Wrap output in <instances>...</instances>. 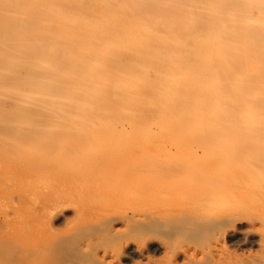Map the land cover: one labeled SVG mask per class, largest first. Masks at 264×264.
<instances>
[{"label": "bare ground", "instance_id": "obj_1", "mask_svg": "<svg viewBox=\"0 0 264 264\" xmlns=\"http://www.w3.org/2000/svg\"><path fill=\"white\" fill-rule=\"evenodd\" d=\"M88 1L0 0V92L5 88H8L10 92V89L15 85L18 89L14 92V97L11 96V93H7L8 90L7 92L2 91L7 93V97L5 94L3 96L4 101L11 99L9 101L15 106L18 105L21 109L26 107L24 109L28 110L30 115H32V112L29 111L30 108H33L34 111L35 108H37L36 111L38 109H50L47 112H42L45 114L44 117L40 115V118H38L40 122H43L44 119L54 122L67 120V123H69V120H74L76 125L81 123L80 120L85 119L87 122L82 121L81 125L84 124L87 129L93 124L91 123L89 126L88 121L94 120L97 124L103 122L106 124L114 123L115 126L117 125L114 130L119 131L118 129H120V132L123 129L125 131V124L128 126L129 123H133V125L146 123L150 124V128L148 127L150 132L148 131V133L151 137L159 133L166 136L192 137V139L195 137L205 141L206 139L221 140L223 143L220 142L219 147L231 146L238 151V154L235 153L231 156L228 154L230 156L228 158L224 155L214 157L210 154L208 160H203L205 156L207 158V152L204 155H199L198 153L190 154V151L189 154L186 153L185 155L183 152L180 154L177 152L155 153L150 151L143 161L139 160L138 153H132L134 157L132 155L128 157L130 160L126 159L127 157L124 159L125 155H123L114 162L98 161L88 169H81L75 176L70 178L73 182L71 185H69L70 181H66L67 177L66 180L64 179L65 176L60 180L58 179L61 186H66L69 183L67 186H70V189L72 186V191L73 187L76 188L77 185L82 189L79 188L77 192L75 190L76 193H70V191L66 193L62 190L54 193L51 190L49 192H53L57 198L41 200L36 211L45 222V219L50 220L53 218L55 220L64 211H69V208H71L73 216L69 217L67 221L65 220L63 224L68 222L69 225L74 222L78 230L84 231L83 228L88 226L89 230L91 226L95 230H91V232H95V236L91 240H86L88 242L86 248L97 250L101 245L113 243V249L104 250L103 257H100L102 260L98 259L97 264H116L120 261L138 262L139 260L149 259L148 256H150V262L156 260L153 259L156 257L164 258V264H232L231 254L224 248L223 240H228L230 243H244L248 238L242 236L243 234L236 229L237 223L254 216L259 217L262 215L261 218H264L263 204L260 203L261 205L252 208L246 206V201L244 202L245 199L264 198V0H126L127 2L124 0L127 6L129 1L133 9H140V11L150 9V36L147 34L150 38L148 39L150 41L147 42L150 43V51L144 49L143 44L132 42V47L128 46L132 48L133 53L129 52L123 44L125 42L100 41L101 36L103 39L104 34L95 35L97 38L95 40L94 38L93 40L90 38L91 40H77L76 42L68 40L67 43L66 41L60 43L58 40L56 42L55 37L51 39L53 41L45 39L52 38V33L51 36H42L41 33L39 36L31 32V35H34L32 37L36 36L35 39L27 34L26 27H24L26 21L30 27L32 22H37V19H48L49 23L53 19L50 20L51 17L56 20L59 19L56 17L59 13L55 16V13L49 11V9L53 10L55 6L61 5L65 9L80 8L82 10L78 12H82L83 9H87ZM121 1L123 2V0ZM123 8L125 10V7ZM36 9H46L48 11L44 10L46 13L43 11V14ZM76 9L74 12L77 13ZM103 10L105 11L106 8H103ZM107 11L102 12V14H106ZM86 12V10L85 13L83 11L84 15ZM76 13L74 15H78ZM141 13L142 15L147 14L145 11L144 14ZM100 15L99 19L101 21L97 20L96 22L100 21L102 24L103 18ZM114 15H117V13ZM142 15L140 17H143ZM103 17L106 18L109 15ZM93 22L92 20L91 24ZM62 23L65 25L66 22ZM74 23L72 25L66 23L65 26L70 25V27H74L73 29L79 28L77 26L81 22L76 23L77 26ZM86 24L88 23L86 22ZM97 25L100 29V24ZM102 25L105 32L106 24ZM39 28L41 29V27ZM69 28L67 29L70 30L71 28ZM111 29H114V27ZM91 30L96 31L97 29L91 28ZM76 31L77 29L73 30V32ZM80 35L79 37H81ZM147 35L145 36L147 37ZM61 36L63 39V34ZM106 36L104 38L109 37ZM64 38L67 37L64 36ZM127 38L129 37L127 36ZM142 43L145 44L143 41ZM61 74L65 75L66 78L62 77L63 79L57 80L60 79ZM25 76L27 78L28 76L42 77L43 79H39L38 83L33 84L35 87L31 86V89L23 81ZM18 77H23V80L19 81ZM28 81L29 79H27ZM3 93L0 94L3 95ZM8 95L11 98H8ZM3 106L5 108V105ZM3 106L0 105L1 110ZM6 108L7 110L12 109L9 106ZM6 108L4 109L5 112L2 111V113H6ZM16 110L18 111L14 108L10 112L16 114ZM21 111H18L17 114L23 113ZM2 113L0 117L3 118ZM24 114L22 116H25ZM10 116L9 114V118H7L5 115L4 121L6 123L7 121L9 123L13 121H9ZM21 118L22 120H28L29 116L28 118L26 116ZM29 119L31 120V117ZM78 120L79 122H76ZM31 121V124H33V117ZM19 122L24 121L21 122L20 120ZM105 123H103L104 126ZM3 124L4 127L7 126L5 122ZM15 124L11 127H15ZM43 125L41 123V126ZM20 126L23 125L20 124ZM129 126L133 127L132 125ZM51 127L54 128V125H51ZM62 127L60 126L58 129H64ZM136 127L138 129L139 125ZM39 128L29 125L27 129L25 128V134L32 133L34 136L31 134V139L33 141L37 140L33 137L41 135L39 133L36 136ZM106 128L109 129L110 134H114L111 131L113 129L112 125L110 128V124H107ZM5 129L2 128L0 133H2L1 131L8 132ZM55 129L50 131L54 132ZM104 129L102 128V131ZM108 129L107 132L109 133ZM139 129H142V126ZM42 130L44 131V129ZM66 130L64 129V131ZM93 130L95 133V128ZM21 131L16 132V134L13 132L14 138ZM64 131L63 134H66ZM82 131H79V128L75 130V132L84 134L85 130ZM126 131L130 134L127 129ZM129 131L131 136L135 130L132 131L129 128ZM140 131H135V133L137 132L136 134L139 135L144 129ZM44 132L47 134L46 131ZM60 133L62 132H55L52 134L51 139H55ZM68 133L71 134L73 131ZM148 133L143 134L148 136ZM13 134H10L11 137ZM69 134H66V136ZM17 140L11 142L12 144L14 141L16 142H14L16 147L13 145V149L18 148ZM22 140L21 142H23ZM226 140L237 142L227 144L224 142ZM3 141L0 148L5 147V150L7 146L5 143L7 142L3 143ZM5 141L9 143V140ZM37 142L39 141L37 140ZM37 142L34 141V144ZM41 142L42 144L45 142L46 147L44 145L40 146ZM41 142L34 148L40 146V149L42 147L41 150L45 148L43 151H47L46 141L41 140ZM27 143L31 144L32 142L28 140ZM27 143L21 145L24 146ZM30 144L28 146L33 148L34 145ZM252 149H260L261 151H259V154H255L257 157L253 160H248V157V159L244 158L243 155L245 154L243 153ZM31 150H29V153H36ZM41 150L40 153L43 152ZM25 151L27 153V149ZM226 153H229V149ZM25 155L24 153L23 156L25 157ZM33 157L35 159V155ZM131 158L133 159L131 160ZM63 160L65 161V159ZM37 166L39 167V165ZM74 184L76 186H73ZM235 202H238L239 205H235ZM258 203L256 202L255 205ZM51 209L58 212L54 217L49 214ZM120 210L124 215L120 214ZM117 213L119 216H117ZM22 216L25 218V215ZM201 220L204 223L209 221L218 223L221 228L222 226L225 227L210 241L208 240L209 243L207 242L208 244L203 247L197 245L182 246V248H180V245L171 246L172 243L169 245L163 244L164 242L160 243L156 240L157 235H155L156 237L151 235L153 231H159L162 228L168 230L178 223L186 222L187 224L184 223L186 226L188 223L193 222L200 224ZM119 223L122 227H118ZM261 223L264 224V220H261ZM40 225L42 229L37 226L38 231H36L38 242L41 245L49 246L54 234L52 227L49 228L44 223ZM56 226L58 227V225ZM185 226L180 230L178 228V230L183 233V229L187 227ZM194 226L190 225L189 230ZM149 228L150 239L145 240L143 245L141 243H122L118 240L123 236L122 233L134 231L146 233ZM167 230L165 233L169 232ZM178 230L176 234L180 233ZM88 231L86 234H89ZM90 235L92 237V233ZM119 235L120 237H118ZM131 237H133L132 234ZM86 241H83L84 247ZM78 247L79 252L86 249L84 247V249H80L81 246ZM41 251H38L39 255ZM70 252L72 253V251ZM64 253L62 252L63 255ZM32 254L35 253L32 252ZM38 258L40 257L38 256Z\"/></svg>", "mask_w": 264, "mask_h": 264}, {"label": "rangeland", "instance_id": "obj_2", "mask_svg": "<svg viewBox=\"0 0 264 264\" xmlns=\"http://www.w3.org/2000/svg\"><path fill=\"white\" fill-rule=\"evenodd\" d=\"M112 2H111V0H93V1L90 0V1H88L87 5H86L87 9H85V10L87 12H89V13L86 12V14H85L86 17L84 15V13H85L84 9H83V11H84V13H83V11L82 12H78V11L82 10L80 8L76 9V8L71 7L70 9H65L64 7L62 8L61 5L60 6L58 5V6H55V7H56V9L58 8L59 10H56L55 7H54L53 10L49 9V11H51V12L53 11V13H55V16L59 13L56 16V17L59 18V19L57 18L58 20H56L54 17H51L49 19L50 20L52 18L53 19H52V21H50L48 23V21H49L48 19H44L43 18L44 19V20L42 19L43 21L41 19H37V22H32L31 23L32 24L31 27L29 26V24L26 21V23L24 24V27H26L25 30H26L27 34L31 35V32H32L33 34L36 33L35 35H39L40 33H41L40 35H42V36L43 35L44 36L45 35H49V36L52 35V38L50 37V39L49 38H45V39H48L50 41L51 39H53L55 37L54 40H56V42L58 40V41H60V43H65V41L67 43V42H69L68 40H70V42H76L77 40H91V39L93 40V38L95 40V39H97L95 37V35L99 36V35H102V34L105 35V33H107L106 35L109 36L108 34L112 33L110 35L111 37L109 36L110 38L107 37L106 35L105 36L107 38H104L105 36L103 35V39H102V36H101L100 41L104 40V42H112V41L125 42L123 44H124V46L126 47V49L129 52H132L131 51V49H132L131 48L132 47L131 43L132 42H139L141 45L142 44L144 45V46L142 45L143 48L145 47L144 49H148L150 51V45H149L150 43H147V42L150 41V40H148V39H150V38H148L150 36V17H149L150 16V9H147V10L146 9H143V10L141 9L142 11H140V9H138L139 10L138 11L136 9H133L131 3L128 1L127 4H128V6L130 8L129 9L128 6L125 4V2H127L126 0H125V2H124V0H123V2L121 0H112ZM103 6H105V7H103ZM112 6H114V7H112ZM121 6L125 7V10ZM103 8L104 9L106 8L105 11H107V9H108L106 14H104V15L102 14V12L105 13ZM114 8H115V10H114ZM75 9L77 10V13H76V11L74 12ZM91 9H92V11H91ZM25 10H28V9H25ZM36 10H38V11H40V12H42L44 14V12H45L44 10H46V9H36ZM72 10H73L74 13L72 12ZM133 10H134V12H133ZM47 11L48 10H46V12ZM63 11L66 12V13H64ZM113 11H115L114 14L117 13L118 17H116L117 15L113 14ZM116 11H118V12H116ZM144 11L147 12V14L145 13L146 15L144 14ZM67 12L70 13V14H68ZM135 12H137V14H135ZM141 12H143L144 15H142ZM60 13H62V15H60ZM75 13L78 14V15H74ZM79 13H81L80 16H79ZM71 14H72V16H71ZM139 14H140V16L142 15L143 17H140ZM87 15L89 16V19H88ZM99 15H100L101 18H103L102 24H104V25L106 24L105 25V32L103 30L104 26L100 23L101 20L99 19ZM108 15H109L110 18L109 17H106V18L103 17V16H108ZM68 16H69V18H68ZM70 16H71V18H70ZM93 16H94V18H93ZM96 17H98V18L96 19ZM111 17H112V19H111ZM114 18H115L116 22H115ZM72 19H74V21H77V22L74 23V21H72ZM85 20H86V22L88 24H86ZM92 20L94 21L93 24H91ZM97 20H100V21H98L99 23L96 22ZM107 20L109 21L108 24H110V25L107 24V22H108ZM40 21H42V22L39 23ZM61 21L62 22H66V23L71 24V25L73 23L76 25V23H78L79 21L81 23L79 24V26L76 25L79 28H75V29H77V31L73 32V30H75V29H73L74 27H70V25H68V24H67L68 27H66L65 26L66 23L64 25ZM111 21H112V23H110ZM46 23H48V24H46ZM118 23H120V24L118 25ZM81 24L84 25V26L82 25V28H81ZM97 24H100V26H101L100 29H98L99 25H97ZM140 24H141V26H140ZM37 25L39 27H41V29ZM50 25H52V26H50ZM91 25H92V27H91ZM94 26H95V28H94ZM110 26H111V28L114 27V29H111ZM29 27L31 28V30L29 29ZM83 27H84V30H83ZM88 27H89V29H88ZM90 27L92 29H97L98 32H97V30L96 31L95 30H91ZM106 27H108V28H106ZM67 28H69L70 30H68ZM116 28H117V30H116ZM107 29H108V32H107ZM118 30H120L119 33H118ZM140 30H141V32H140ZM142 31H143V33H142ZM77 32L82 33V34L80 35ZM113 32H114V34H113ZM74 33L76 35L78 34V36L73 35ZM131 33H132V35H130ZM33 34L31 35V38L35 39L36 36L32 37V36H34ZM61 34H63V39H62ZM91 34H93L92 37H91ZM120 34H122V35L120 36ZM126 34H128V35H126ZM144 34L145 35L148 34L149 36L147 35V37H146ZM79 35L81 37H79ZM64 36L67 37V38H64ZM127 36L129 38H127ZM137 36H138V38H137ZM36 39H38V38H36ZM64 39H67V40H64ZM106 39H108V40H106ZM128 40L129 41L131 40V41L129 42ZM51 41H53V40H51ZM98 41H99V38H98ZM142 41L145 42L146 45L144 43H142ZM126 42H127V44H126ZM128 45L131 46V47H129ZM144 51L146 53L148 52L147 50H144ZM62 77L66 78L65 75L61 74L60 75V79H57V80L63 79ZM22 78L18 77L17 79H19V81H21V80H23ZM26 78H27V76H25L23 81H25L26 85H29L30 88H31V86L34 88L35 85H33V84L38 83L37 81H39V79H41V80L43 79L42 77L28 76V78H27V79H29L28 82H30V83L32 82V84L30 85V83L27 82ZM34 80H36V81H34ZM13 87L10 89V92H9L8 88H5V89L1 90L0 93L7 92V90H8L7 93L8 94L11 93V96L14 97L15 96L14 92H16L18 89H17L16 85L13 86ZM15 88H16V90H15ZM7 93H3V95L0 94V96L2 95L0 97V98H2V99H0V103H1L0 105L1 106L5 105V108L9 106V108H12V109H10L11 111H13L14 108L18 109V111H20V110L23 111V109L26 108V107H24L23 109H21L20 106H18V105L15 106L14 104H12L9 101L11 99H9L8 101H4V97L3 96H4V94L6 96ZM9 96L10 95H8V98H11ZM3 103H5V104H3ZM6 104H9V105H6ZM1 108H0V112L1 113H2V111L5 112L4 106H3L2 110H1ZM36 109L37 108H35V111H34L33 108H30L29 111H30V113L32 112L31 113L32 115H30L28 110H25V109H24L25 112L24 111H23V113H21L22 111L20 112L21 114H17L18 113L17 110H16V114L14 112H13L14 113L13 114L12 112H10V110H7V108H6V113L5 114L2 113L3 114L2 115L3 118L0 117V120H1L0 121V128L1 129L0 130H2V128L5 129V127H6L5 130L8 131V132L1 131L2 133H0L1 134L0 135V140L3 141L4 137H5L4 138L5 140H9V143H8V141H5V140L3 141V143L7 142V143H5L7 145L6 149L8 148L7 150L6 149L4 150L5 147L0 148V226H2V227H0V246H2V247H0V249H1L0 250V264H36V263L37 264H39V263H41V264H97V260L98 259L102 260V258H100V257H103L104 250H107V249L112 250L113 249L114 245L112 247L113 243L110 244L111 242H108L110 245H107V244L104 243L105 245H101L102 247L100 246L99 249L97 248V250L96 249L94 250L93 248H90V249L86 248V246L88 244V242L86 240L87 239L91 240L95 236V232H93L95 230L92 228V226L90 227L91 228L90 230L88 229L89 226L87 228H83L84 231L81 230V229L78 230V228L75 226L74 222L69 224L71 226L68 225V222L66 224H63V223H65V220L67 221V219L69 217L71 218V216H73L72 215L73 214V212H72L73 210L71 208H69V211L68 210L64 211L61 215H59L57 218H55V220L53 218L50 219V220H46L45 219V222H44V220H42V218L39 216L38 212L36 211L38 209V206H39L41 200L53 199V197L57 198L54 193H56V191H58V190H62L63 192H66V193H69V191H70V193H76L77 190L79 191L80 187L76 184L75 181H74V183L77 186L75 184L73 185V186H76V188L73 187L74 188L73 191L71 190L72 186H71V189L69 188L70 186L69 187L67 186L69 183H70L69 185L73 184V182L71 181L70 178L75 176V174H77V172H79L81 169L90 168L95 162H98V161L114 162V161L118 160V158L120 156H123V155H125V157H123L124 159L127 157L126 159L130 160V158H128V157H131V155H132V157H134L133 154H135V153H138V155L140 156V157L138 156V158H140L139 160L143 161V159L146 158V156H147L146 154H149L150 151L151 152L153 151L155 153L156 152H159V153H164V152H172V153H174V152H177V153H180V154H182V152H183L185 155H186V153L189 154L188 152H190V151H191L190 154L198 153L199 155L200 154L204 155V153L207 152L206 155H208V156H207V158L205 156L203 158V160H205V159L208 160L209 159L208 157H210V154L213 155L214 157H217L219 155H224V156H226V158L230 157L231 155H233L235 153L238 154V151H236V149H234L231 146H224L222 148L219 147L218 144L220 142L223 143V141H221V140L215 141V140L206 139V141H205V140H202V139L200 140V139L195 138V137H193V139H192V137H187L186 138V136H185V138H184V137H179V136L177 137V136H174V135L173 136L172 135H167L168 136L167 137L165 134H164L165 135L164 136L163 134H159V133L157 134V135H159L158 137H157V135L156 136L152 135V137H151L150 133H148V131H149L148 127L150 128V126H149L150 124H146V123H141V125L138 124L139 127L142 126V129H139V127L137 129L136 126H138V125L137 124L133 125V123H131V124L129 123V125H132L133 127H136L135 129H132L133 127H131L129 125L126 126L127 124H125V127H126V129L128 130V132L130 134H131V132L129 131V128H131L132 131L135 130L137 132L139 130L142 131L144 129V131H142V132L140 131L141 134L147 132L149 137L147 136V134H143V136H141V134L139 133V135H138V134H136L137 132L135 133V131H133L134 133L132 132V135L130 136V134L127 133L126 129H125L126 132L123 131L124 129L121 130V132H120V129H118L119 131H115L114 127H116L117 125L115 126L114 123H107V124H110V128H111V125H112V128H113V129H111V131L114 132V134L113 133L110 134L109 129L106 128L107 124L105 122H103V123L106 124L104 126L103 123L102 124L101 123L97 124V122H95L94 120L93 121L95 122L96 125L94 124L93 121H88L89 123H87V124L89 126H90L91 123H93V124L90 126L91 128L87 127V129H86V126L84 124L81 125V123H83L84 121H85V123L87 122V120H85V119L80 120L81 123H79V124L77 123L76 124L77 126L75 125V121L74 120L73 121L69 120V123H67L66 122L67 120H64V122H62V121L61 122H54V121H49V120H45V119L43 120L42 119L43 122H40L38 120V118H40V115H41V117H42V115L44 117V114H45V113H42V112L43 111L47 112L50 109H38L37 111H36ZM9 114L11 115L9 121H11V120L14 121L16 118L18 119V121H16L17 120L16 119L15 120L16 122L15 121L14 122L11 121L9 123L7 121V123H6V121H4L5 115L7 116V118H9ZM22 114H24L27 118H28V116H29V118L31 117V120H32V117H33V122L34 123L31 124L32 121L29 118H28V120H25V119L22 120L21 117H23V118L25 117V116H22ZM27 114H29V115L27 116ZM6 120H8V119H6ZM20 120H21V122L24 121L25 123L24 122L20 123L19 122ZM35 120H36V122H35ZM3 121L5 122V125H7V126L8 125L10 126L11 123H13V124L16 123L14 125L15 127H13V128L11 127L13 124L10 126V128H9V126L8 127L7 126L4 127V124H3L4 122ZM76 122H79V120L76 121ZM41 123L44 124V125L41 126ZM64 123H66V124H64ZM18 124L19 125L21 124L23 126L19 127ZM29 125L31 127L34 126L35 128H37V127L39 128L40 127L38 129V132H37L36 136L39 135V133L41 135H39L38 137H33L34 139L36 138L39 141V142H37V140H34L35 142H37L35 144H34V141L31 139V137L34 136V135L32 133H27L28 136H26L27 134H25L26 133L25 132V128L27 129V126H29ZM51 125H54V128H52L53 126L51 127ZM74 125H75V128L78 127L79 131H81V132H83L82 130H85L84 134H82L81 132H80L81 134L79 132H75V130H77L78 128L75 129L73 127ZM98 125H101L100 126L101 129H100V127H97ZM102 125H103V127H102ZM60 126L61 127L63 126L62 128L67 129V130L64 131V129H62V130L58 129V128H60ZM71 126H72L73 130H72ZM18 127H19V131H18ZM118 127H120V126L118 125ZM14 128H17V129H14ZM55 128H57V129H55ZM93 128H95V131H96L95 133H94ZM102 128H105L106 130L104 129L102 131ZM42 129H44V131H46L47 134L48 133H50V134L47 135ZM47 129H48L49 132L47 131ZM54 129H55L54 132L50 131V130H54ZM107 129H108L109 133L107 132ZM12 130H15V131H12ZM20 131H21V133L20 134L17 133V136H15V138H14V134H16V132H20ZM58 131L62 132V133H60V135H58L55 139H51L52 134H54L55 132H58ZM63 131L66 134H69L68 132H72V131H73V133H71V134L66 136V134H63ZM90 131H92L93 133L90 132ZM99 131L101 133H98ZM13 132H15V133L13 134ZM86 132H88L87 135H85ZM115 132H116L117 135L115 134ZM11 133L13 134L12 137L10 135ZM2 134L3 135L5 134V136L3 137ZM31 134H32V136H31ZM133 134H135V135H133ZM144 135H145V137H144ZM48 136H49V138H48ZM160 136H161V138H160ZM16 137H18L20 139L17 138L18 139L17 140ZM45 137H47L46 140H45ZM196 139H198V140H196ZM12 140H17V147L18 148H16V149L14 148L15 150L13 149V147L15 146L14 145L15 141L12 144L11 143ZM21 140L23 142H21ZM28 140H29V142H32L33 144L32 143L31 144L27 143ZM41 140L42 141L43 140L46 141V145H47L46 149H47V151L46 150L43 151L45 148H43V150H41L42 147L40 149V146L44 145V147H46L45 146V142L42 144ZM2 141H0V145H2ZM40 142H41V145L38 148H34V147H37V145H39ZM224 142L227 143V144H230V142L231 143H235L237 141L226 140ZM23 143H27V144H24L25 147L21 145ZM5 144H3V145L5 146ZM28 144H30L32 146L34 145L33 148H31V146L29 147ZM202 144L203 145L205 144V145L203 146ZM9 145H10V147H9ZM49 145H51L52 148ZM30 148L33 149L36 153L38 152L39 154H36V153L32 154L33 152L29 153L30 152L29 150H31ZM25 149H27L28 155H27L26 151L24 152ZM35 149H38V150L40 149L44 153L43 152L40 153V150L38 151V150H35ZM67 149H68V151H67ZM228 149H229V153H226L228 151ZM231 149H233V150H231ZM33 150H31V151H33ZM8 151H10V152H8ZM259 151H261V150L260 149H252V150H247L244 153H243V150L241 152L243 154H245V155H243L244 158L248 157L249 158V159L247 158L248 160H253L254 158L257 157V155L255 156V154H259ZM24 153L26 154L25 157L23 156ZM81 154H83V155H81ZM144 154H145V156H144ZM34 155H35V159L33 157ZM240 155H242V154H240ZM63 159H65V161ZM132 159L133 158H131V160ZM128 164H129V161H128ZM37 165H39L40 168ZM43 165H45L46 168ZM64 176H65V178H64L65 180H66V177H67L66 181H70L66 185L67 188H66L65 185L61 186L60 182H58V179L60 180V178H62ZM63 187H65V189H63ZM56 188H58V189L56 190ZM80 189H82V188H80ZM51 190L54 193L53 192H49ZM75 190H76V192H75ZM52 194H53V196L51 197ZM244 202L246 203V206L254 208V207H256L258 205H261V204L264 205V203H263L264 202V198H261V199L252 198V199H247V200L245 199ZM256 202L257 203L259 202V203L257 205H255ZM234 204L235 205L236 204L239 205L238 202H235ZM210 210H213V209H210ZM123 211H125V210H123ZM19 212H20V214H19ZM12 213H14V214H12ZM21 213H22V215H25V218L21 215ZM11 214H12V216H10ZM120 214L124 215V213L122 214L121 210H120ZM117 216H119V214ZM254 217L246 218L242 222H238L237 223L236 229H238L239 232L243 234L242 236L248 238V240H246L244 243H230L228 240H223L224 244H225L224 248L231 254L230 258L233 261L232 264H264V224L261 223V220H264V218H261L262 215L259 216L260 218L258 216H254ZM263 217H264V214H263ZM255 220H256V222H255ZM50 222H51V224H50ZM258 222H260V223H258ZM42 223H44L49 228L52 227V230L54 232V234L52 235L53 238L50 240L51 241V243L49 245L50 248H49V246L41 245L38 242V233L36 231H38V228L42 229L41 225H40ZM184 223L187 224L186 222L178 223L177 225H179V227H177V225H176V226L172 227L173 229L169 228L170 230L169 229L168 230L167 229H163L161 227L162 229H160V230H162L163 233H162V231L159 230V231H153L154 233L151 232V235L154 236V237H156L155 235H157V237H156L157 239L156 238L155 239L158 240V242H160V243L164 242L163 244H167V245L172 243L171 246L180 245V248H182V246L183 247H187V246H196L197 245L199 247H201V246L203 247L204 245L208 244L209 241L214 236L219 234L223 230V228H225L224 226H222V228H221V225L218 224V223L210 222V221L204 223V221L201 220L200 224L199 223L197 224L196 222H193V223H196V224L188 223V225H186L188 227V229H187V227L185 226ZM56 225H58L59 228ZM63 225H65V226H63ZM183 225L186 227L185 229H187V230L183 229V233H182V231H179V230L182 229V227H184ZM190 225H192V226L195 225L196 226V227L194 226L195 228L192 227L193 231H192V228H190V230H189ZM208 225H209V227H208ZM37 226H38V228H37ZM53 227H54V229H53ZM118 227H122L120 225V223L118 224ZM178 228H179V230H178ZM194 229H196V230H194ZM85 230H87L89 232V234H86L87 231L85 232ZM91 230H93V231L91 232ZM122 230H124V229L122 228ZM166 230L169 231V232L165 233ZM171 230H173V231H171ZM177 230L180 233L176 234ZM155 232H157V233H155ZM90 233H92V237H91ZM124 234H125V236H124ZM124 234L122 233L123 236L121 235L122 237H124L123 239H121L122 237L118 238V240L121 241L122 243H126V242H130L132 244L141 243L143 245L145 243V240L150 239V228H149V231H147L146 233L141 232V231H134V232H128V233L125 232ZM131 234H132L133 237H131ZM133 234H135V235H133ZM20 237H21V239H20ZM118 237H120V235ZM59 240L62 241V242L64 241V243H62V242L60 243ZM70 240H72V241L70 242ZM84 240L87 242V243H85V247H84V243H83ZM180 240H181V242H180ZM77 241H79V242H77ZM81 243H83V244H81ZM180 243H182V244H180ZM52 244H54V245H52ZM78 246H81L80 249L86 248V249L83 250V251H85V253H83V251L79 252L78 251L79 250ZM40 250H42V251H41V254L39 255L38 251L40 252ZM86 250H88V251H86ZM91 250H92V252H91ZM70 251H72L73 254ZM27 252H28L29 255L27 254ZM32 252H34L37 256L35 254H32ZM62 252H65L64 255L62 254ZM80 253H82V254H80ZM93 255H95L97 257L94 258L95 256H93ZM38 256L41 259L38 258ZM70 256H71V258H70ZM84 256H85V258H84ZM98 256H99V258H98ZM256 256H258V257H256ZM42 257H43V261L44 262L42 261ZM148 257H149V259H147V260L145 259V260H142V261L139 260L138 262L137 261L136 262L135 261L134 262L120 261L119 263L120 264H164V261H163L164 258L162 259L161 257H156V258L152 257L153 259H156V260H152L151 259L152 261L150 262V256H148ZM157 259H159L160 261H158ZM82 260H83V262H82ZM153 261H154V263H153ZM91 262H93V263H91ZM119 263H116V264H119Z\"/></svg>", "mask_w": 264, "mask_h": 264}, {"label": "clouds", "instance_id": "obj_3", "mask_svg": "<svg viewBox=\"0 0 264 264\" xmlns=\"http://www.w3.org/2000/svg\"><path fill=\"white\" fill-rule=\"evenodd\" d=\"M33 199H34V198H33ZM57 213H58V212H57L55 209H51V210L49 211V214H50L52 217H54Z\"/></svg>", "mask_w": 264, "mask_h": 264}]
</instances>
